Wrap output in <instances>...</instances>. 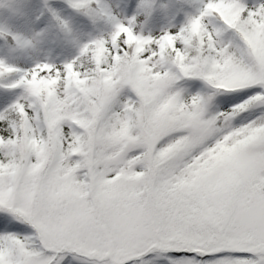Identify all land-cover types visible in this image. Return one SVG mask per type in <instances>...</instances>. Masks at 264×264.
Instances as JSON below:
<instances>
[{
    "label": "snow or ice",
    "instance_id": "obj_1",
    "mask_svg": "<svg viewBox=\"0 0 264 264\" xmlns=\"http://www.w3.org/2000/svg\"><path fill=\"white\" fill-rule=\"evenodd\" d=\"M134 2L44 0L91 27L0 56V264H264V0Z\"/></svg>",
    "mask_w": 264,
    "mask_h": 264
},
{
    "label": "trees",
    "instance_id": "obj_2",
    "mask_svg": "<svg viewBox=\"0 0 264 264\" xmlns=\"http://www.w3.org/2000/svg\"><path fill=\"white\" fill-rule=\"evenodd\" d=\"M49 2L58 6L61 0H49ZM40 3L42 4L38 5L39 8L35 7V10L33 12H23L22 16L17 15V17L19 18V25H13L8 21H5V14L3 16H0V25L10 28V30L13 32H21L26 36H33L34 30H39L41 28L45 29L42 36L36 38V40H38L39 42L34 41V48L29 47L26 49H16L15 51H11V49L15 48V43L12 37L9 35L0 36V56L7 57L9 59V55L10 61H16L25 65L36 58L43 59L45 57H49L58 59L61 58L65 49L70 46L72 36H80L81 29L83 31H87L88 28L91 27V25H89L87 21H85L83 24L79 25V28L71 35H66L63 31L60 30V28L54 21L49 20L47 10L44 7V0H40ZM107 3L110 5L113 12L117 14H124L125 12L130 13V10L135 8L134 0H107ZM165 3L169 4L170 11H175L182 6L187 7V5L183 4V0H157V9H159L160 4ZM41 11L44 12V15H40ZM36 16H40V19L38 21H35ZM33 21H35L34 28ZM147 27H154L158 30L161 26ZM43 40L47 41L43 43ZM48 41L52 43L51 45L53 46H48ZM45 44L46 46H42Z\"/></svg>",
    "mask_w": 264,
    "mask_h": 264
},
{
    "label": "rangeland",
    "instance_id": "obj_3",
    "mask_svg": "<svg viewBox=\"0 0 264 264\" xmlns=\"http://www.w3.org/2000/svg\"><path fill=\"white\" fill-rule=\"evenodd\" d=\"M40 0H0V16H3L4 14V20L8 21L9 23L16 25H19V18L17 15L22 16L23 12H33L36 8H39L38 5H40ZM7 5H11L13 9H17L16 14H15V19L10 20V13H9V8L6 7ZM168 23V16L165 14V11L160 9L159 11H156L154 13V17L152 20L149 21L147 26H165ZM21 26V25H20ZM47 41V40H45ZM44 40L42 41L43 43L45 42ZM48 46H53L51 45L48 41ZM42 46H46L42 45ZM60 46V45H59ZM9 59L10 56L8 55Z\"/></svg>",
    "mask_w": 264,
    "mask_h": 264
}]
</instances>
